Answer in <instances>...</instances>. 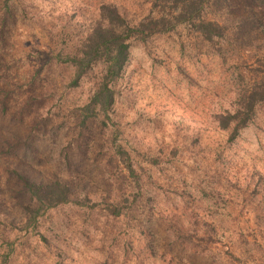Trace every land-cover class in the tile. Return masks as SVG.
<instances>
[{"label":"rangeland","instance_id":"obj_1","mask_svg":"<svg viewBox=\"0 0 264 264\" xmlns=\"http://www.w3.org/2000/svg\"><path fill=\"white\" fill-rule=\"evenodd\" d=\"M155 5L0 0V263L10 253L7 264H54L32 229L7 228L25 218L26 177L66 183L74 199L102 205L44 216L46 237L69 243L67 264H264V105L237 140L219 128L264 78V0L213 2L206 18L229 28L220 46L183 30L132 41L114 112L83 123L94 75L69 88L74 71L63 60L102 7L137 23ZM119 147L131 154L140 193ZM135 195L140 211L107 219L104 199L130 206Z\"/></svg>","mask_w":264,"mask_h":264},{"label":"trees","instance_id":"obj_2","mask_svg":"<svg viewBox=\"0 0 264 264\" xmlns=\"http://www.w3.org/2000/svg\"><path fill=\"white\" fill-rule=\"evenodd\" d=\"M158 1L161 5L152 6L143 20L137 23L124 18L117 8L102 7L100 18L94 24L90 35L81 42L77 52L63 60L74 71L69 88H78L85 79L94 75L93 87L87 102L81 109L83 123L90 119L109 118L114 112L116 86L129 63L132 41L146 43L155 37L177 34L182 30L198 36L204 43L212 46H220L222 42L227 41L229 34L227 25L219 20H209L205 16L206 10L215 0ZM261 48L264 49V45ZM263 105L264 78L256 81L245 93L238 102L235 113L222 117L219 128L229 132L230 142L237 140L240 133L253 123L258 108ZM116 155L122 161L127 173L126 178L133 181L137 192H142L141 180L131 154L119 147ZM20 180L30 204L23 208L25 215L23 221L19 224L14 222L7 224L8 230L14 229L19 234L24 233L28 236L32 229L37 236L35 242L42 244V247L52 256L54 264H67L65 262L72 252L70 247L68 248L69 243L59 236L51 240L46 237L44 221H42L44 216L62 207H71L79 211L89 209L94 213L102 205L92 203L89 197L74 199L72 189L66 183L54 182L42 185L31 182L26 177H20ZM133 198L134 202L130 206L118 205L111 200L108 203L104 199L107 219L124 217L126 214L124 210H128V213L140 211L137 200L139 195ZM124 201L128 202V198ZM25 245L26 243L23 246ZM100 253L106 259L110 254L106 248ZM10 257V253L5 254L0 264H7Z\"/></svg>","mask_w":264,"mask_h":264}]
</instances>
